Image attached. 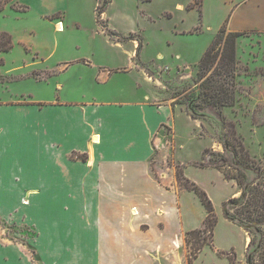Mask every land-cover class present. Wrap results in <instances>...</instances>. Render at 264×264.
<instances>
[{
	"label": "crops",
	"instance_id": "0c3cea01",
	"mask_svg": "<svg viewBox=\"0 0 264 264\" xmlns=\"http://www.w3.org/2000/svg\"><path fill=\"white\" fill-rule=\"evenodd\" d=\"M27 1L13 0L0 13L21 12L13 6H26L22 12H27L31 6L19 4ZM53 1L33 0L45 21H52ZM2 32L12 36V50L20 43L25 53L1 73L33 77L43 72L50 75L39 83L61 80L46 94L0 96V220L29 229L7 235L0 228V264H187L185 237L204 226L207 212L194 192L166 188L153 175L154 140L177 108L148 89L158 79L139 69L110 68L92 56L43 65L24 37L1 27ZM0 61V66L10 63L5 55ZM75 66L89 70L94 86L138 71L133 87L140 97L126 100L122 88L109 97L69 91L67 76ZM198 167L213 170L233 187L225 200L239 195L235 181L217 169ZM184 176L199 183L188 172ZM223 203L213 245L204 246L193 264L208 250L221 257L218 252L230 249L238 236L244 239V261L250 236L225 218Z\"/></svg>",
	"mask_w": 264,
	"mask_h": 264
},
{
	"label": "rangeland",
	"instance_id": "374dc122",
	"mask_svg": "<svg viewBox=\"0 0 264 264\" xmlns=\"http://www.w3.org/2000/svg\"><path fill=\"white\" fill-rule=\"evenodd\" d=\"M19 4L31 8L27 12L7 9L3 15L0 13V28L24 37L30 49L43 57V65L55 66L61 58L92 56L110 68L139 69L158 79L156 88L148 89L158 91L159 101L177 107L154 140L156 152L151 160L153 175L166 188L184 189L183 175L188 172L199 181L190 178L208 194L217 213L233 187L213 170L198 166L220 161V155L233 158L237 148L233 147L235 139L244 145L251 158L264 165V0H54L49 14L52 21L41 18L42 11L33 0ZM58 21L64 24L62 31L55 28ZM222 27L227 32H233L232 28L245 32L236 41L233 78L223 70L220 60L204 76L199 63ZM24 53L20 43H15L10 53H0L10 62L0 66L3 98L27 91L46 94L61 80L56 76L39 83L37 79L50 75L43 72L33 77L1 73L13 62L19 63ZM88 72L82 66H75L67 76L69 91L109 97L111 90L122 88V98L140 97L133 87V75L137 78L138 71L133 75L118 74L108 86H94ZM212 83L224 85L231 92L232 105H209L211 100L206 93L210 92ZM226 140L231 144L227 151L223 147ZM77 157L83 159L86 155ZM0 228L7 235L11 231H29L1 220ZM203 238L208 245L212 244L209 233L201 234L198 239L186 235L187 260L192 249L203 245ZM219 243L230 244L220 239ZM229 246L230 249L219 252L235 258L233 251L237 264H247L248 249L243 261L244 239L238 236ZM221 257L208 250L196 264H231L225 255Z\"/></svg>",
	"mask_w": 264,
	"mask_h": 264
},
{
	"label": "trees",
	"instance_id": "16d2710c",
	"mask_svg": "<svg viewBox=\"0 0 264 264\" xmlns=\"http://www.w3.org/2000/svg\"><path fill=\"white\" fill-rule=\"evenodd\" d=\"M142 2H151L152 0H141ZM9 0H0V11H3ZM17 11H25L26 6L15 7ZM116 35V33H112ZM245 32H227L225 27H222L216 38L202 57L199 63V69L204 76L211 70L212 66L220 60V64L230 77L233 78V73L236 68V41L237 38L243 36ZM13 48L12 36L8 32L0 33V51L8 52ZM3 61H0L2 64ZM231 82H227L230 85ZM225 84V83H224ZM208 88V87H207ZM209 95L211 107H222L232 105L231 92L224 85L212 83ZM193 118H196L194 112L191 111ZM225 151L231 148V144L226 140L223 143ZM234 157L222 158L220 161L212 164L201 163L200 167H210L220 171L224 178L228 181H235L238 187V196H233L223 203V212L225 218L229 221L242 227L250 236V242L247 251V264H264V165L256 159L250 157L244 145L235 139ZM82 160H86V157ZM251 173L252 177H249ZM184 176V175H183ZM185 181L184 187L194 192L204 205L207 216L204 226L201 229H196L188 232L187 235H195L198 239L201 234L209 233L210 240L213 245L214 229L218 223L215 207L208 194L198 186L194 181L183 177ZM203 245L192 249L188 256V264H192L198 258L199 253L204 246L209 243L206 238H203ZM219 255H225L231 264H237V257L232 251L235 258L229 256L225 252H219Z\"/></svg>",
	"mask_w": 264,
	"mask_h": 264
},
{
	"label": "bare ground",
	"instance_id": "6f19581e",
	"mask_svg": "<svg viewBox=\"0 0 264 264\" xmlns=\"http://www.w3.org/2000/svg\"><path fill=\"white\" fill-rule=\"evenodd\" d=\"M55 28L57 31H62L64 28V24L61 21H59L56 23ZM98 141H99L98 137H95V142H98Z\"/></svg>",
	"mask_w": 264,
	"mask_h": 264
}]
</instances>
